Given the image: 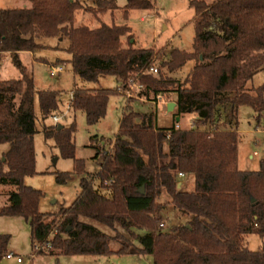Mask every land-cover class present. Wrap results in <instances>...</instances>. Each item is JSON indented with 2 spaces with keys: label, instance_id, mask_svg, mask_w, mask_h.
Wrapping results in <instances>:
<instances>
[{
  "label": "trees",
  "instance_id": "16d2710c",
  "mask_svg": "<svg viewBox=\"0 0 264 264\" xmlns=\"http://www.w3.org/2000/svg\"><path fill=\"white\" fill-rule=\"evenodd\" d=\"M26 1L29 8L0 9V54H11L21 74L20 79L0 80V146L8 147L0 157V187L10 188L0 217L25 220L32 251L42 248L37 256L144 255L151 256L153 264H264V248L251 251L247 246L250 235L264 238V160L258 171L237 169L239 108L249 107L257 119L264 113V84L247 87L264 71V0H190L193 51L173 49L157 67V75L148 73L157 53L135 47L126 24L101 19L118 9L114 0H91L93 6L86 11L97 22L93 28L76 23L85 10L84 0ZM150 8V0H126L122 18ZM44 39L67 41L70 59L57 60L56 65L68 63L81 81L96 83L112 76L126 86L133 75L144 88L142 96L155 104L159 99L174 103L175 118L190 113L196 119L189 129H162L153 125L151 115L125 111L117 134L106 142L112 150L103 155L95 176L85 177L84 161L75 157V120L68 126L41 125L61 112L64 94L36 90L33 76L18 59L19 53L46 49L40 43ZM188 62L194 65L182 82L163 73L172 74ZM117 89L74 87L69 110L81 112L87 126H94L106 116ZM36 102L40 132L53 140L63 159L74 162L72 172L56 175V183L81 177L76 200L53 214L39 212L42 192L24 185L26 177L37 174ZM178 174L194 177L193 191L177 188ZM162 193L185 219L168 231L160 218L164 206L156 202ZM82 219L115 233L116 224L147 233H131L136 246L118 233L102 234ZM10 240L0 235V262ZM111 240L121 245L116 252L109 248Z\"/></svg>",
  "mask_w": 264,
  "mask_h": 264
},
{
  "label": "rangeland",
  "instance_id": "374dc122",
  "mask_svg": "<svg viewBox=\"0 0 264 264\" xmlns=\"http://www.w3.org/2000/svg\"><path fill=\"white\" fill-rule=\"evenodd\" d=\"M118 9L112 15L110 12L104 14L101 19L110 24L111 22L122 25L126 24L132 31L135 47L144 49H153L157 53L154 65L158 67L163 61L169 59V53L173 49H178L191 53L193 51L194 39V11L189 6L190 0H150L151 8L148 10H132L127 20H123V8L126 0H114ZM83 7L76 18L77 24H85L96 27L97 22L92 20V15L86 9L93 6L91 0H84ZM21 8L0 0V9ZM55 40L44 39L40 43L43 45H54ZM67 44V43H66ZM36 61H32L31 57L24 55L20 57V62L28 69V73H33L34 85L38 91H57L63 96L65 104L70 99V93L76 88L95 87L97 89L116 90L118 95L111 96L108 102L106 116L94 126H87L85 116L81 112L75 114H66L65 104L61 107V112L55 114L60 121L58 124L68 126L73 120L76 124V132L74 134L75 157L83 160L85 164V177L93 178L99 170L103 155L111 151L112 145L106 143L112 140L118 132L119 121L123 113L129 109L140 115L148 114L152 116V122L155 127L167 129L174 125L180 129H189L196 116L194 114L185 113L180 117H174L165 107L164 103H169L167 99H159L157 106L155 103L142 96L143 89H138L139 81L135 76L130 75L126 82V86H121L112 76L100 78L97 83H87L76 77L68 63L63 64V73L56 78L49 77L47 66L50 65L44 58L48 60L61 59L67 61L70 55L63 50L43 49L34 52ZM56 64V62L54 63ZM194 63L188 62L182 69L169 74L166 70L163 73L171 76L175 80L183 81L191 71ZM57 67V65H55ZM21 74L13 65L11 57L3 54L0 55V80L20 79ZM133 82V83H131ZM264 84V71L257 73L253 79L247 84L248 89H256ZM163 102V103H162ZM128 108V109H126ZM35 114L38 118L36 127L38 133L34 135V151H35V171L36 175L26 177L24 185L32 189L41 191L43 194L39 202V212L41 213H58L61 208H67L72 205L80 193V176L72 175L70 180L65 184H57L55 177L57 174L69 173L74 169V162L70 159H63L59 151L54 147L53 140H46L40 132V111L38 103H35ZM74 115V118H73ZM253 115V116H251ZM224 114L222 113V117ZM251 116V117H249ZM179 119V122H176ZM238 145H237V169L240 171H258L260 162L264 160V113L260 118L257 127V116L253 111L243 106L238 111ZM57 124V125H58ZM45 127L55 126L49 118L43 124ZM257 128L259 131H257ZM202 130H207L203 127ZM113 144V143H112ZM2 148V147H1ZM5 148V146L3 147ZM97 152L100 155L97 156ZM164 152L167 147L164 146ZM178 184H183V191L190 192L194 190V177L185 175L178 178ZM97 186V184H96ZM8 187H0V208L7 200ZM168 197L162 196L157 199V203L164 206V210L160 213L161 222L164 224V231H168L170 227L184 223L185 219H180L175 211L167 203ZM82 222L96 228L102 234L108 236H116L117 233L130 240L134 245L139 246L138 242L133 240L131 233L143 236L147 232L134 228L123 229L116 224L115 229H110L97 222L82 219ZM0 235H9L11 237L8 253H14L21 257L22 264H107L104 259L101 263H92L98 257H68V256H52L49 254H34V260L29 259L33 255L30 245V229L23 218L20 217H0ZM247 246L251 251L264 248V238L256 235H250L247 238ZM121 245L116 240H111L109 244L110 250L117 251ZM103 260V261H102ZM0 264H18L15 260H7L3 258ZM122 264H153L151 256L129 257L124 259Z\"/></svg>",
  "mask_w": 264,
  "mask_h": 264
},
{
  "label": "crops",
  "instance_id": "0c3cea01",
  "mask_svg": "<svg viewBox=\"0 0 264 264\" xmlns=\"http://www.w3.org/2000/svg\"><path fill=\"white\" fill-rule=\"evenodd\" d=\"M5 1H7V2H9V3H13L14 2V5L15 6H18V7H21V8H29L30 7V3L28 2V1H26V0H5ZM14 9H20V8H14ZM53 40H55L56 42H55V44L54 45H45L46 46V49H48V50H63V51H65V49L67 48V45H68V43H67V41H60V40H58V39H53ZM67 43V44H66ZM58 45H60V47L59 48H57L58 47ZM4 54H6V55H8V56H10L11 57V60H12V56H11V54H8V53H4ZM1 55V57L3 56V54H0ZM24 55H28L29 57H31V60L32 61H36L37 59H36V57L34 56V53H30V52H23V53H19L18 54V59L20 60V57L21 56H24ZM48 63H50V65H46L47 67L48 66H51V67H56L55 65L56 64H54L57 60H59V59H55V60H48V59H46V58H44ZM70 59V58H69ZM68 59V60H69ZM61 60V59H60ZM67 60V61H68ZM21 64H22V62H21ZM23 65V64H22ZM24 66V65H23ZM62 67L63 68V64H58L57 65V67ZM25 67V66H24ZM26 68V67H25ZM27 69V68H26ZM27 71H28V69H27ZM64 71V70H63ZM32 76H33V73L31 72L30 73ZM99 81V80H98ZM97 83V82H96ZM93 84V83H92ZM85 89H88V90H97V88H95V87H89V88H85ZM71 100V93H70V99H69V101ZM69 101H68V103L67 104H65V112H66V114H68L69 113V109H67V106L69 105ZM163 103V102H162ZM158 104H160V103H157V104H155V106H157ZM168 104L169 103H164V105H165V107L167 108V106H168ZM170 113H172V114H174L175 115V113H176V106L174 105V108H173V110L172 111H169ZM69 114H72L71 112L69 113ZM255 114V113H254ZM142 115H148V114H142ZM262 115L263 114H261L260 116H259V119H257V127L259 126V122H260V118L262 117ZM251 116H253V115H251ZM251 116H249V117H251ZM255 116H257L256 114H255ZM73 118H74V115H73ZM180 120L178 119V121L177 122H179ZM120 122V121H119ZM98 124V123H97ZM178 128H180V127H178ZM182 129V128H181ZM264 129V128H263ZM257 131H259V129L257 128ZM5 146V148H3ZM4 146H0V157H1V154L3 153V152H5L7 149H8V147L6 146V145H4ZM2 147V148H1ZM185 176V175H184ZM183 176V177H184ZM178 185H180V189L181 188H183V184H178ZM162 196H166V194L165 193H162V195H161V197ZM168 197V196H167ZM168 199H169V197H168ZM167 203H169V200H167ZM170 205V204H169ZM168 207H172L171 205L170 206H168ZM173 208V207H172ZM174 209V208H173ZM164 210V209H163ZM181 224V223H180ZM179 225V224H178ZM116 230V229H115ZM117 231V230H116ZM110 237H112V236H110ZM10 245V244H9ZM112 252H116V251H113V250H111ZM9 252V250H7V253L6 254H12V255H14L15 257H19L18 255H16V254H14V253H8ZM5 254V255H6ZM69 257V256H68ZM71 257H76V256H71ZM82 257H95L96 258V256H82ZM129 257H139V256H131V255H126V256H117V255H111V256H108V257H98L97 258V260H93V262L92 263H101L100 261L101 260H99V259H104V261H105V263H107V264H122V262L124 261V259H128ZM3 258H5V256L3 257ZM21 258V257H20ZM6 259V258H5ZM13 260V259H12ZM34 260V259H33ZM103 261V260H102ZM17 263V262H16ZM22 263H23V261H22ZM21 263V264H22ZM31 264V263H30Z\"/></svg>",
  "mask_w": 264,
  "mask_h": 264
},
{
  "label": "built area",
  "instance_id": "2783aa9c",
  "mask_svg": "<svg viewBox=\"0 0 264 264\" xmlns=\"http://www.w3.org/2000/svg\"><path fill=\"white\" fill-rule=\"evenodd\" d=\"M47 73H48V75H49V77H51V78H56V77H58L60 74H62L63 73V68L62 67H51V66H48L47 67ZM148 73H150V74H153V75H157L158 74V69H157V67H155V66H152V67H150L149 68V70H148ZM131 83H133V82H131ZM138 89H143V86L141 85V84H139L138 85V87H137ZM67 109H69V105L67 106ZM51 120H52V122H53V124L56 126L58 123H59V121H60V119L57 117V116H53L52 118H51ZM176 128H178L177 126H176ZM184 175L183 174H178V178H182ZM42 250V248L40 247V246H36L35 248H34V251H33V255H31V258H29L30 260L31 259H33L34 258V254L36 253V252H39V251H41ZM5 258L7 259V260H15L18 264H21L22 263V259L20 258V257H15L14 255H12V254H6L5 255Z\"/></svg>",
  "mask_w": 264,
  "mask_h": 264
},
{
  "label": "water",
  "instance_id": "95a60500",
  "mask_svg": "<svg viewBox=\"0 0 264 264\" xmlns=\"http://www.w3.org/2000/svg\"><path fill=\"white\" fill-rule=\"evenodd\" d=\"M174 105H175L174 103H169L168 106H167L168 111H172L173 108H174ZM177 121H178V119H176V122H177ZM61 128H62L61 126H58V129H61ZM177 188L180 189V185H178ZM140 193H141V194H144V190L142 189V190L140 191Z\"/></svg>",
  "mask_w": 264,
  "mask_h": 264
}]
</instances>
